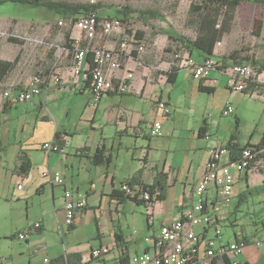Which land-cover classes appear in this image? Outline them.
Segmentation results:
<instances>
[{
    "label": "crops",
    "instance_id": "1",
    "mask_svg": "<svg viewBox=\"0 0 264 264\" xmlns=\"http://www.w3.org/2000/svg\"><path fill=\"white\" fill-rule=\"evenodd\" d=\"M66 30L71 36L77 34L68 24L61 28L49 26L42 32L48 35L46 46L25 47L13 42L18 46H12L11 52L0 50V58L16 60L0 81L1 86H24L37 71H50L61 78L59 84H49L41 95L29 101L10 103L0 97V264H66L55 259L75 252L81 254L83 264H116L143 251L151 253L155 250L152 240L161 224L182 219L195 202V185L204 172L209 148L227 147L228 143L243 145L239 111L232 103L234 113L221 114L224 138L215 137L220 122L214 114L208 115L204 101L214 96L225 75L211 70L206 78L196 79L186 62L187 58L201 62L204 56L187 51L183 56L179 52L174 55L165 48L152 51L143 35L138 34L145 50L123 51L119 55L120 68L112 75L117 83L131 72L129 89L111 90L92 106L89 81L84 77L88 62L85 57L80 72H70L72 52L62 46ZM119 37V32H113L95 41L113 49L118 47ZM215 53L217 56L212 58L219 59L217 49ZM172 63L179 69L170 82L166 72ZM200 84L212 90H200ZM175 88L182 89L183 104ZM161 100L170 108L167 114L157 104ZM155 120L161 122L163 133L150 136ZM58 131L61 139L54 142L63 146V152L41 149V143L52 141ZM174 139L177 141L173 146ZM99 147L107 159L95 164L91 155ZM173 154L178 158L172 159ZM20 155L31 161L26 174L18 170ZM47 169L60 172L63 182L55 184L44 177L42 172ZM160 170L167 174L162 197L151 203L141 198H114L113 192L120 189L121 183L139 177L150 184ZM233 173L232 199L225 209L217 241L244 240L246 245L239 258L247 264H264L263 178L255 171L247 175L236 170ZM251 173L257 182L250 183ZM65 188L86 198V206L76 212L72 228L64 221ZM213 192V188L207 190L208 199ZM249 194L261 196L257 201L259 209H253L252 214L262 220L248 222L249 227L261 223L258 229L248 230L238 217ZM37 221L41 222L38 229L30 231L26 239H18L17 232ZM225 225L233 227L232 231L223 232ZM193 229L196 233L203 230L199 225ZM206 234L212 233L206 230ZM49 236L57 242L49 245ZM147 237L151 240H145ZM101 246H107L108 251L99 258L92 256L91 250ZM213 263L224 264V259L216 258Z\"/></svg>",
    "mask_w": 264,
    "mask_h": 264
},
{
    "label": "built area",
    "instance_id": "2",
    "mask_svg": "<svg viewBox=\"0 0 264 264\" xmlns=\"http://www.w3.org/2000/svg\"><path fill=\"white\" fill-rule=\"evenodd\" d=\"M64 19L60 18L56 22V27L61 28L65 25ZM125 22L116 16L99 15L97 11L81 14L68 22L76 35H70L73 41L71 50L72 65L70 72L78 74L82 69V63L88 51H92V66L84 72V77L89 81L88 89L91 93L90 104L94 106L104 94L111 90L125 92L129 89L131 72H126L125 77L114 82L112 75L116 69L120 68L119 55L123 51H144L145 47L136 39L134 31L129 32L124 27ZM113 32H119V44L117 48H107L95 41L96 38L109 35ZM86 40V46L81 47V41ZM219 44V42H217ZM70 50V49H69ZM191 67L193 78H206L211 70H220L224 73L227 80V86L231 91H240L249 95L250 85L255 80L257 73L251 63H224L220 59L206 57L201 62L186 59ZM61 78L58 74H50L48 78L39 74H33L30 81L24 86L17 88L1 86L0 97L10 103L17 101H29L36 95H41L44 88L49 84H59ZM162 108L164 114L170 111V108L163 100L157 103ZM234 113V108L225 105L224 115L228 116ZM162 125L159 120L152 122L150 127V136L161 134ZM63 146L57 142L44 141L40 148L49 152H63ZM208 158L204 172L195 185V202L191 208L183 215L182 219H174L170 223L161 224L158 229V235L152 240L154 251L141 252L129 257L128 260L119 261L116 264H212L216 258L227 257L230 264H243L239 256L245 247L244 240H235L229 243H219L217 241L222 228L221 221L224 219L225 209L229 206L232 199V185L234 184V171L241 173H250L258 171L259 167L264 168V157H259L264 153V148L257 146H248L240 149L234 154L229 155L226 146H216L209 148ZM44 177L51 180L52 183L61 184L63 177L60 172H51L48 169L42 172ZM264 179L263 173H260ZM21 187L20 184H18ZM124 191L132 196L137 194L139 198L148 200L149 194L142 192L139 187L130 188L127 183L120 185ZM213 188L211 199L207 197V190ZM122 190V189H121ZM64 221L67 226L74 223L76 212L83 210L86 206V198L79 195L74 190L64 189ZM201 226L202 232L196 233L194 226ZM41 226L37 221L27 229L17 232L20 240L27 238L28 233ZM206 230L212 234L207 235ZM145 240H151L149 237ZM108 251L107 246L95 247L91 250L92 256L99 258ZM46 260V259H45Z\"/></svg>",
    "mask_w": 264,
    "mask_h": 264
},
{
    "label": "rangeland",
    "instance_id": "3",
    "mask_svg": "<svg viewBox=\"0 0 264 264\" xmlns=\"http://www.w3.org/2000/svg\"><path fill=\"white\" fill-rule=\"evenodd\" d=\"M65 1H72L75 3H101L102 7H99L98 11L103 16L111 15L117 17L119 14L115 13V8L125 6L135 9L151 8L157 11L161 15L159 18H150L146 21H142L138 19L134 13L123 24L124 27L128 29L127 31H134L135 35L142 31L145 44L149 46L152 51L165 48L172 52L176 50L183 56L185 51L182 50L175 41L169 38V34L177 32L189 37H194L196 34L194 26L189 20L190 16L188 9H190V0ZM62 19H64L65 24H68V18L62 17ZM58 20L54 12L42 8L41 6L31 7L16 2H3L0 4V50H8V52H11L12 46H18V44H14L13 42L12 44L11 41H9V37L16 38L17 42L19 44H24L25 47L32 46L33 44L46 46L44 43L48 41V35L42 32L46 27L55 26ZM216 49L219 56L237 52L238 56L246 57L248 55L249 57H253L258 63L256 65L252 64L257 72L255 74V80L251 84L254 85V88H252L251 85L249 88V91H254L253 93L244 95L243 93L229 91L225 76L224 79H220L214 96L204 101V103L207 102L205 105L208 107V115L214 114L215 118L220 122V130L215 136L217 139L224 138L225 124H223L222 120L224 119L221 117L223 108L225 105L232 103L234 108H237L239 111L240 141L243 145L247 143L254 144V142L259 140V137H261L264 131V7L252 2L241 3L232 14L228 31L223 35L219 44L216 43ZM178 88H175L174 92L175 95L180 98V104H183L184 95L182 94V89ZM179 109L181 112V108ZM197 115L199 116V114ZM169 122L171 123L170 120ZM169 122H167L166 127L169 126ZM213 139L215 140V138ZM176 141V139L172 141L173 146ZM171 158L177 159L178 154H173ZM35 170L37 171L36 166ZM249 180L250 183L258 181L254 173L250 174ZM120 189L124 190L122 187H120ZM260 197L261 196H257L256 194H249L248 199L241 204L242 210L238 217L248 230L261 227V223L259 222L257 224L254 223V225L252 224L251 227L248 225L250 219L255 222L262 220L255 216V214H252L253 209H259L260 204L257 203V201ZM248 211H250V214L247 213ZM232 229L233 227L225 225L223 227V232H231ZM55 241L57 242L56 238L54 240V237H48L49 245H52Z\"/></svg>",
    "mask_w": 264,
    "mask_h": 264
},
{
    "label": "trees",
    "instance_id": "4",
    "mask_svg": "<svg viewBox=\"0 0 264 264\" xmlns=\"http://www.w3.org/2000/svg\"><path fill=\"white\" fill-rule=\"evenodd\" d=\"M5 1L9 2H16L25 4V6H31V7H39L45 8L47 10H50L56 14V17L58 19L60 18H68L69 22L70 20H74L76 16L89 13L90 11H97L99 15H102L99 13L98 8L102 7L101 3H88V2H72V1H65V0H0V4H2ZM243 2H252L261 5L264 7V0H190V9H188V13L190 16V22L193 24L195 29V36L189 37L186 35H182L181 33L175 32L174 34H169V38L176 42V44L181 47L182 50L187 52H197V54L206 57H214L216 55V43L220 42L223 35L228 31V26L232 17L233 12L236 10V8ZM115 13L119 14L117 17L121 18L123 22L127 21L128 18L135 13L136 17L142 21H146L148 19H156L159 18L161 15L151 8H143V9H135L128 6L115 8ZM111 16V15H108ZM128 30V29H127ZM64 37V43L63 47L72 50L73 49V41L71 40V36L69 34V30H66ZM139 34V35H138ZM138 36H142V31L137 33ZM136 35V39L140 42V38ZM9 41L11 42H17V39L14 37H9ZM81 47L86 46V42L81 41ZM178 52L175 50L173 51V54L176 55ZM92 51H88L86 54V60L88 62V68H91L92 66ZM218 58L228 64H234V63H251V64H258L256 60L253 57H249L248 55L246 57L244 56H238L237 52H232L227 55L219 56ZM14 61H8V59H2L0 58V81H2L6 75L9 74V72L13 69L15 66ZM178 65L175 63L171 64L170 70L166 72L167 79L170 82H173L175 79L176 72L178 71ZM34 74H39L42 76H48L52 74L50 71L48 72H35ZM199 89L203 91H210L212 90V87L203 86L202 84L199 85ZM252 88H254V85H251ZM203 128H201V131ZM61 135L60 131L55 132L53 142L55 140L60 141ZM257 146V148H264V131L262 133V136L259 139V142L256 144H250L247 143L243 145L242 147L237 144H230L228 143L227 147L231 150L232 155L236 152H238L240 149L248 147V146ZM259 157H264V153H262ZM107 157L104 154L103 148H97L91 155V160L95 164H102L106 161ZM31 161L24 155H20V162L18 163V170L21 174H26L30 168H31ZM258 173H263L264 168L259 167L257 169ZM247 175V173H244ZM264 181V179H263ZM166 182H167V174L160 171H157L155 175L154 182L150 184H146V182H141L139 177L132 179L131 181H126L123 183H127L130 188L134 189L133 187H139V189L142 192L149 194V199L145 200V198H141V200H144L147 203H151L154 200L158 199L159 197H162L165 188H166ZM122 184V183H121ZM250 190V189H249ZM252 190V189H251ZM250 190V191H251ZM256 192H259V188L254 189ZM114 198L121 199L123 197H130L137 199L139 196L135 194L132 196L130 193L121 190L116 189L113 192ZM73 224L68 226L69 228H72ZM117 240L120 241L121 237L120 235H117ZM246 244V241H245ZM81 254L78 252L70 253L66 255H62L59 258H56L55 261H64L66 264H83L81 261ZM224 259V264H230V260L227 257L222 258ZM128 260V257L125 259H121V261ZM215 261V260H214ZM212 264H214L212 262ZM247 264V262L243 263Z\"/></svg>",
    "mask_w": 264,
    "mask_h": 264
}]
</instances>
